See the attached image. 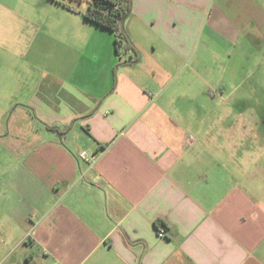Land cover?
Returning <instances> with one entry per match:
<instances>
[{
	"label": "crops",
	"instance_id": "0c3cea01",
	"mask_svg": "<svg viewBox=\"0 0 264 264\" xmlns=\"http://www.w3.org/2000/svg\"><path fill=\"white\" fill-rule=\"evenodd\" d=\"M132 2L138 54L66 13L23 55L0 110V264H264V113L241 91L264 0Z\"/></svg>",
	"mask_w": 264,
	"mask_h": 264
},
{
	"label": "rangeland",
	"instance_id": "374dc122",
	"mask_svg": "<svg viewBox=\"0 0 264 264\" xmlns=\"http://www.w3.org/2000/svg\"><path fill=\"white\" fill-rule=\"evenodd\" d=\"M88 3L89 0H0L1 111H6L9 105H16L13 101L6 100V95L16 90L17 75L24 74L26 77V67L23 69L20 65L27 49L46 39L44 33L47 34L49 28L54 25L59 27L64 14H78L70 8L82 13L87 9ZM241 53L248 59L247 68L243 72L248 77V82L241 91L248 92L250 97L255 93L254 99H248L246 104L264 113V46L260 43H248V46H242ZM28 55L31 60L32 53Z\"/></svg>",
	"mask_w": 264,
	"mask_h": 264
},
{
	"label": "trees",
	"instance_id": "16d2710c",
	"mask_svg": "<svg viewBox=\"0 0 264 264\" xmlns=\"http://www.w3.org/2000/svg\"><path fill=\"white\" fill-rule=\"evenodd\" d=\"M132 5V0H89L88 7L84 12L80 13L73 8L70 10L81 14L86 21L112 32L115 35L117 54L120 59H123L127 53L138 54L125 27L126 21L132 14ZM138 61L139 58H131L125 63ZM48 128L56 130L53 127ZM158 226H161V223H158Z\"/></svg>",
	"mask_w": 264,
	"mask_h": 264
},
{
	"label": "built area",
	"instance_id": "2783aa9c",
	"mask_svg": "<svg viewBox=\"0 0 264 264\" xmlns=\"http://www.w3.org/2000/svg\"><path fill=\"white\" fill-rule=\"evenodd\" d=\"M80 159L88 162H94L96 160V156L94 154H89L87 152H82L80 154ZM52 264H62V263H52Z\"/></svg>",
	"mask_w": 264,
	"mask_h": 264
}]
</instances>
